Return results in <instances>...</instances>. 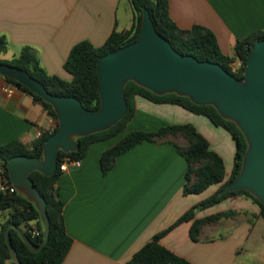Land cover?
I'll list each match as a JSON object with an SVG mask.
<instances>
[{"label":"crops","instance_id":"crops-1","mask_svg":"<svg viewBox=\"0 0 264 264\" xmlns=\"http://www.w3.org/2000/svg\"><path fill=\"white\" fill-rule=\"evenodd\" d=\"M169 12L181 29L194 25L210 29L221 51L230 57H235L238 41L264 31V0H169ZM134 20L128 0H0V37L8 42L1 58L11 53L4 60H12L30 46L48 74L70 81L72 75L64 64L75 45L89 41L101 47L113 31L130 30ZM232 66L240 68L241 61ZM183 124L193 125L207 138L211 149L223 158L227 177L231 175L236 144L225 129L179 105L137 97L135 115L123 135L92 144L81 167L70 166L57 182L66 230L73 240L63 264H126L193 208L196 219L236 214L204 226L199 241L191 238L193 221L183 222L161 239L163 246L193 264H264V235H254L264 221L257 217L259 206L237 195L204 207L222 184L185 195L188 164L175 146L141 143L103 173V153L127 134ZM55 127V120L30 94L19 88L12 96L0 93V146L18 140L32 149L43 133ZM9 218L8 210L0 211V229Z\"/></svg>","mask_w":264,"mask_h":264},{"label":"trees","instance_id":"trees-1","mask_svg":"<svg viewBox=\"0 0 264 264\" xmlns=\"http://www.w3.org/2000/svg\"><path fill=\"white\" fill-rule=\"evenodd\" d=\"M134 11V24L130 30L113 31L105 44L95 47L89 41H83L75 45L65 64V70L72 75V80L67 81L58 76L50 75L41 64L37 51L30 47H23L19 56L12 60L1 58L8 50V42L5 36L0 37V63L9 64L28 71L32 77L40 81L47 90L56 96H75L81 100L88 110H96L100 107L99 80L97 65L101 57L133 43L138 38L142 27L143 10L150 11L153 23L160 35L168 39L173 47L182 54L191 55L200 61L219 63L231 74L239 79L244 78V72L251 47L259 40L264 39V31L256 32L250 37L238 41L235 46V57L225 55L219 46L215 34L201 25H194L191 29H181L170 17L169 0H128ZM241 61V66L234 69L232 64L236 60ZM0 77H2L0 75ZM7 80L15 84L22 91L30 94L34 101L41 104L48 114L55 120L56 127L52 132H45L35 142L32 149L26 148L20 141H13L5 146H0V158L7 168V162L15 156H31L42 158L45 141L58 129V118L51 104L45 102L40 96L34 94L28 88L18 84L12 79ZM142 97L156 104L179 105L186 110L207 117L215 126L225 129L236 144V156L233 171L227 177L223 158L211 149L210 143L193 125H169L160 128L156 132L134 131L123 137L115 146L106 150L101 157V167L104 174L111 171L117 158L144 142H166L175 146L178 152L185 158L188 164L184 194H201L211 186L222 184L220 189L207 201L204 207L217 204L225 199L237 195H245L252 199L260 209L257 216L264 220V204L247 191H236L220 195V192L230 184L240 173L244 154L248 144L244 134L238 126L225 120L213 106H200L189 98L176 94L159 96L153 92L130 82L126 87V99L128 112L110 130L96 133L79 139L80 149L75 153L60 154L58 170L54 176L48 177L40 172H33L30 178L47 202V213L50 219V239L46 247L39 253H32L18 232L11 230V239L17 250L22 264H63L73 240L68 235L64 218V204L57 193V182L62 176L60 166L64 158L82 160L87 155L92 144L107 141L120 135L132 120L136 112V98ZM180 139L187 141L186 145L179 143ZM8 173V170H7ZM8 210L10 218L0 229V264H5L11 257L10 249L6 244L5 232L10 224L25 227L29 238L40 244L44 238V227L40 213L33 203L19 194L5 195L0 192V211ZM196 208L186 212L172 227L157 234L152 241L139 250L126 264H193L187 259L178 256L161 244V239L173 228L183 222L193 221L191 238L199 241L204 226L218 223L223 218L233 217L236 212H225L212 215L203 219H196ZM38 230L39 235L33 236L31 231Z\"/></svg>","mask_w":264,"mask_h":264},{"label":"water","instance_id":"water-1","mask_svg":"<svg viewBox=\"0 0 264 264\" xmlns=\"http://www.w3.org/2000/svg\"><path fill=\"white\" fill-rule=\"evenodd\" d=\"M100 107L86 109L75 96H56L28 71L0 63V75L25 86L52 105L58 129L44 143L42 158L15 156L8 160L10 181L19 195L34 204L44 227L42 243L33 242L25 230L10 224L5 240L11 257L5 264H22L12 239L15 229L32 253L41 252L50 239L47 202L30 178L33 172L51 177L58 170L61 152L80 149L79 139L110 130L128 112L126 87L130 82L164 96L187 97L200 106H213L242 131L248 147L238 176L221 192L247 191L264 204V39L256 42L248 55L244 78L239 79L222 65L200 61L177 51L159 34L150 11L143 10V21L136 41L100 58L97 65Z\"/></svg>","mask_w":264,"mask_h":264},{"label":"built area","instance_id":"built-area-1","mask_svg":"<svg viewBox=\"0 0 264 264\" xmlns=\"http://www.w3.org/2000/svg\"><path fill=\"white\" fill-rule=\"evenodd\" d=\"M18 88L15 84L10 83L7 78L0 77V93H4L7 96H12L15 89ZM82 160H73L69 157L63 159L60 166L61 173H65L69 170L70 166L81 167ZM0 192L5 195L18 194L17 189L13 186L10 181L9 174L7 173V168L3 165V161L0 158ZM33 236H38L40 233L38 230L34 229L31 231Z\"/></svg>","mask_w":264,"mask_h":264},{"label":"rangeland","instance_id":"rangeland-1","mask_svg":"<svg viewBox=\"0 0 264 264\" xmlns=\"http://www.w3.org/2000/svg\"><path fill=\"white\" fill-rule=\"evenodd\" d=\"M2 58H3V59H10V58H11V53H8V54H6V55H3ZM122 135H123V134H122ZM122 135H121V134H120V136L118 135V136H119L118 138H120ZM116 140H117V138L114 139V140L111 141V142L113 143V142H115ZM180 142H181V141H180ZM200 207H202V206L200 205ZM22 229L25 230V227H22ZM254 235H255V236H261V235H264V221L262 222L261 225H258V226H257V228H256V230H255V232H254Z\"/></svg>","mask_w":264,"mask_h":264}]
</instances>
